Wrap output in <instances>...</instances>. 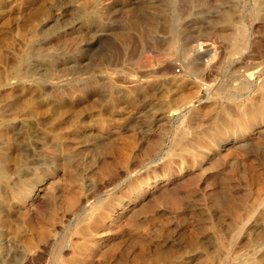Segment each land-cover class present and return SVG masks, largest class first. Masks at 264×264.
<instances>
[{"label":"rangeland","instance_id":"rangeland-1","mask_svg":"<svg viewBox=\"0 0 264 264\" xmlns=\"http://www.w3.org/2000/svg\"><path fill=\"white\" fill-rule=\"evenodd\" d=\"M0 264H264V0H0Z\"/></svg>","mask_w":264,"mask_h":264},{"label":"bare ground","instance_id":"bare-ground-1","mask_svg":"<svg viewBox=\"0 0 264 264\" xmlns=\"http://www.w3.org/2000/svg\"><path fill=\"white\" fill-rule=\"evenodd\" d=\"M205 87V86H204ZM261 109H263V108H261ZM244 110V113H245V115L250 119V114H249V112L250 111H248L246 108H244L243 109ZM251 113H253V112H251ZM45 188V187H44ZM25 190H26V188H25ZM37 190H38V188H31V189H27V191H28V193L26 194V196L28 195V198H30V199H33V197L36 195V193H37ZM23 193H24V191H23ZM17 195H20V194H17ZM22 195V194H21ZM24 196V195H23ZM23 196H21V197H23ZM25 199H26V197H25ZM27 200V199H26ZM107 219H109V218H107Z\"/></svg>","mask_w":264,"mask_h":264}]
</instances>
